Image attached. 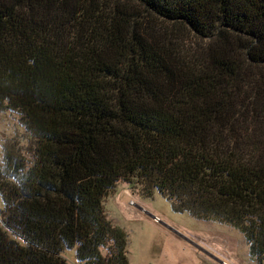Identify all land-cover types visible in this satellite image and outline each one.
Returning a JSON list of instances; mask_svg holds the SVG:
<instances>
[{
    "label": "trees",
    "instance_id": "16d2710c",
    "mask_svg": "<svg viewBox=\"0 0 264 264\" xmlns=\"http://www.w3.org/2000/svg\"><path fill=\"white\" fill-rule=\"evenodd\" d=\"M7 112L0 264H129L118 182L264 261V0H0Z\"/></svg>",
    "mask_w": 264,
    "mask_h": 264
},
{
    "label": "rangeland",
    "instance_id": "374dc122",
    "mask_svg": "<svg viewBox=\"0 0 264 264\" xmlns=\"http://www.w3.org/2000/svg\"><path fill=\"white\" fill-rule=\"evenodd\" d=\"M185 40L192 46L198 42L191 36ZM25 138L18 116L0 115V159L2 144ZM143 192L140 186L118 182L103 200L106 219L127 236L129 264H258L250 259L236 230L174 212L157 191ZM62 257L68 264H77L75 249L65 250Z\"/></svg>",
    "mask_w": 264,
    "mask_h": 264
}]
</instances>
